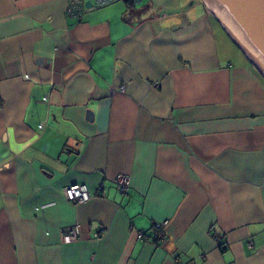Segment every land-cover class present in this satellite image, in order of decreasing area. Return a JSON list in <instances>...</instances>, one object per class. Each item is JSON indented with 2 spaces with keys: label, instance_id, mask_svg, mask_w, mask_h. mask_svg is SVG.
Here are the masks:
<instances>
[{
  "label": "crops",
  "instance_id": "1",
  "mask_svg": "<svg viewBox=\"0 0 264 264\" xmlns=\"http://www.w3.org/2000/svg\"><path fill=\"white\" fill-rule=\"evenodd\" d=\"M87 2L0 0V264H264V75L203 0Z\"/></svg>",
  "mask_w": 264,
  "mask_h": 264
},
{
  "label": "water",
  "instance_id": "2",
  "mask_svg": "<svg viewBox=\"0 0 264 264\" xmlns=\"http://www.w3.org/2000/svg\"><path fill=\"white\" fill-rule=\"evenodd\" d=\"M203 1L235 45L264 75V0Z\"/></svg>",
  "mask_w": 264,
  "mask_h": 264
},
{
  "label": "built area",
  "instance_id": "3",
  "mask_svg": "<svg viewBox=\"0 0 264 264\" xmlns=\"http://www.w3.org/2000/svg\"><path fill=\"white\" fill-rule=\"evenodd\" d=\"M115 1L118 0H90L92 7L94 6L103 7L106 6V4ZM127 1H131L133 3H139L142 0H127ZM85 2L86 0H67L66 14L70 17L72 16L77 19H81L83 13L89 9V6H87ZM114 182L116 183L117 188L120 190L122 194H126V192L131 186V181L127 174L118 175L114 179ZM64 195L66 196V199H68L71 203L75 205H79L80 203L87 202L91 200L93 196L89 191L87 184L81 182L67 186V188H65L64 190ZM164 223L165 221L157 225L154 233V237L161 241H163L165 238V232L162 228ZM60 232L62 236L67 240H76L79 238L81 233L79 229V225H69L68 227L62 228ZM177 264H180V262L177 261Z\"/></svg>",
  "mask_w": 264,
  "mask_h": 264
},
{
  "label": "trees",
  "instance_id": "4",
  "mask_svg": "<svg viewBox=\"0 0 264 264\" xmlns=\"http://www.w3.org/2000/svg\"><path fill=\"white\" fill-rule=\"evenodd\" d=\"M220 247H221V249H223V248H222V245H220Z\"/></svg>",
  "mask_w": 264,
  "mask_h": 264
}]
</instances>
